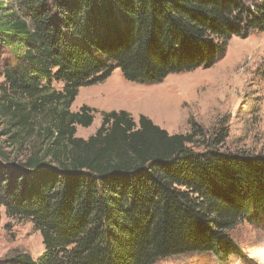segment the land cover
<instances>
[{
	"label": "trees",
	"instance_id": "obj_1",
	"mask_svg": "<svg viewBox=\"0 0 264 264\" xmlns=\"http://www.w3.org/2000/svg\"><path fill=\"white\" fill-rule=\"evenodd\" d=\"M264 32V0H0V208L43 252L0 264H155L237 255L264 219V157L221 151V130L168 134L140 115L70 112L117 67L131 83L209 69L232 37ZM54 84H60L55 90Z\"/></svg>",
	"mask_w": 264,
	"mask_h": 264
},
{
	"label": "rangeland",
	"instance_id": "obj_2",
	"mask_svg": "<svg viewBox=\"0 0 264 264\" xmlns=\"http://www.w3.org/2000/svg\"><path fill=\"white\" fill-rule=\"evenodd\" d=\"M54 88L60 90L61 85ZM116 100L124 105L113 107ZM83 106L96 111L89 127H76L75 137L83 140L99 128L100 112L125 111L134 121L147 117L170 135L188 133L189 121L206 131L205 139L221 130L226 136L221 151L264 157V32L232 37L224 56L211 68L169 75L158 84L128 82L114 66L101 83L79 88L69 111ZM155 110L158 116L150 113ZM232 239L237 255L225 261L205 253L155 264H264V219L240 224ZM42 252L41 236L31 223L8 218L0 208V260L19 253L36 260Z\"/></svg>",
	"mask_w": 264,
	"mask_h": 264
},
{
	"label": "bare ground",
	"instance_id": "obj_3",
	"mask_svg": "<svg viewBox=\"0 0 264 264\" xmlns=\"http://www.w3.org/2000/svg\"><path fill=\"white\" fill-rule=\"evenodd\" d=\"M124 105L122 102H120V101H118V100H116L115 102H113V107L114 106H118V105ZM150 104V103H149ZM148 105V104H147ZM147 105H146V107H147ZM149 106V105H148ZM154 110V109H153ZM150 112V111H149ZM150 113H153V114H155V116L157 115V111L155 110V111H151ZM158 116V115H157Z\"/></svg>",
	"mask_w": 264,
	"mask_h": 264
}]
</instances>
